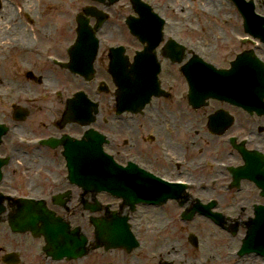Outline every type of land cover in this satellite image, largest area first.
Segmentation results:
<instances>
[{
  "label": "flooded vegetation",
  "instance_id": "obj_1",
  "mask_svg": "<svg viewBox=\"0 0 264 264\" xmlns=\"http://www.w3.org/2000/svg\"><path fill=\"white\" fill-rule=\"evenodd\" d=\"M146 1L153 6L157 2L160 7L168 8L170 4L184 0ZM79 4L80 0H18L14 4L8 0H0V131L3 126L7 127V132L0 136V157H10L8 169L7 166L3 167V170L5 168L6 170H4L2 184H5L6 192L9 190L8 188H14L18 184V178L24 179L25 168H28L25 172L39 178L46 185H48L49 177L53 174H60L58 177L64 174L63 169L66 168V161L63 160L62 148L24 145L22 140L51 136L58 138L66 132L76 138H81L86 132L85 128L76 123L63 124L65 107L74 93L80 90L100 102L101 112L96 119L95 127L108 136L107 150L114 155L117 162L136 161L170 181H184L186 184H190V189L181 192L179 198L169 201L170 203L168 202L162 208L143 205L131 214L132 230L139 238V245L130 251L126 248L106 250L103 246L98 247L99 241L91 225V212L88 210V206L95 198L99 199V196L89 194L78 187L66 186L55 193L51 192L48 197L50 196L51 200L54 194L70 190L69 207L56 206L52 202L50 207L55 215L60 217L56 220L63 229L68 227V230L72 231L73 228L78 227L90 239L88 245L91 249L87 254L76 260H55L48 256L47 242L44 237L36 238L30 233H15L11 230L8 221L9 211L6 210L3 213L0 227L7 225L11 235L16 238V244L15 247L7 245L0 247V264H10L9 259L18 260V263L13 264H89L100 261L101 264H116L118 259H121L122 264H168L167 261L170 260L176 264H195L192 261H186V263L181 261L183 243L178 239H183L185 227L194 231L199 230L203 225H205V229L211 227L209 232L212 234L214 231L215 235L208 236V244L204 245V248L200 247L199 241L198 245L194 247H199L198 252L201 253V257L215 261L213 240L223 238L225 231L230 233L233 221L228 219L224 229L203 215L196 216L200 218L189 224H186L180 216L182 217L186 210H190L193 205H196V199L213 198L214 196L223 202L218 209L223 211L226 216H234L233 208L237 205L239 214L235 216L249 217L253 214V205L263 202V199L258 192L248 193L253 199L247 205L244 195L237 199L240 196L239 193L228 192L222 195H210L209 192H205L206 189H195L194 185H191V183H215L220 177L214 165L217 161L216 154L217 152L225 153L226 144L211 134L205 126L206 119L212 110L220 106L217 104L219 101H209L203 109L192 108L184 96L185 89L182 92L179 91V87L182 86L177 75L183 76L181 67L188 63L195 54L209 57L220 67H226V60L242 52L241 47L228 45L225 59L208 51L202 55L200 40L192 39L188 36L190 34L184 33V29L180 27L184 24L178 21L174 26L177 33L165 32L154 50L161 66V84L169 92V95L154 98L142 114L125 113L116 116L113 115L114 102L117 99L116 85L108 71L110 67L109 48L114 45L125 46V55L131 63H134L136 55L145 50L146 43H142L123 25L126 18L134 14V7L130 0H121L111 5L101 4L103 7L105 6L107 12L113 15L114 20L103 25L99 30L98 35L105 44H102L101 41L95 63V76L91 81H88L83 75L73 71L76 67L80 69L87 67V62L83 58L84 53L85 58L87 57V49H79L80 59L76 60L77 62L73 65L74 50L71 47L77 38V21L74 15L87 7V5L78 7ZM23 7L26 8L25 11L22 9ZM121 12L124 15L122 22L121 17H117ZM55 14H58L56 23L52 24V22L46 21L49 17H54ZM244 24L245 19L243 18L242 25L244 26ZM101 30L103 31L100 33ZM127 34L136 43L130 42L126 38ZM240 34L246 35L245 26L243 33ZM42 38L46 41L42 42ZM169 38H175L185 46L187 44L192 46V48L187 46L182 54L180 64L173 62L168 57L166 43ZM55 60L69 62V67L65 68L56 64ZM51 73L54 74V77L58 73H64L63 80L66 81L62 82L61 86L48 91V86L42 87V85L48 82ZM50 81L52 80L50 79ZM71 82L80 86L74 88ZM26 87L28 88L26 89ZM38 87L44 92H37ZM29 88L33 92L32 94L26 93ZM50 94L54 98H49ZM18 107L27 108L29 110L28 117L20 119L18 116H21V113L17 111ZM256 119L260 121L259 124H264V116ZM202 122L205 123L203 134L200 131ZM253 123L248 121L245 127ZM261 126L264 125L259 127ZM30 154L34 156L36 154L47 155L49 158L48 161L31 158V161L24 167V155L29 156ZM59 158L60 162H57ZM206 160L211 162L207 163ZM46 166H49L50 169L47 170ZM21 169L23 170L19 172L18 170ZM33 169L38 170L35 175L31 173ZM13 174H17L18 178H12V181L8 180ZM65 177L66 175L62 179ZM174 206L178 208L177 211L172 209ZM167 207L168 209L164 213L167 217L162 218L161 212ZM117 209L124 210L121 205ZM99 216L103 217L105 213L102 212ZM39 227L41 229L42 224ZM90 228L91 232H89ZM173 229L179 232L175 235L174 240L172 235H168L166 238L172 239L168 242L164 235L172 233ZM151 231L156 234V241H152L149 234ZM218 234L221 236L217 237ZM1 236L6 237L4 233ZM229 236L233 237L231 233ZM66 237L69 238L65 241L51 242V244L59 247L72 245V234L70 233L69 236L65 234L64 239ZM231 237H228V241L234 242L238 246L225 253V259L231 261L227 264H264V257L256 254L238 256L236 251L239 249L241 241H235ZM169 243L175 245V250L167 252L163 249ZM31 245L33 246L32 252L25 255L27 247ZM206 249L211 250L210 256L205 255ZM115 253H117L115 262L105 261V258ZM222 259L219 257L218 264Z\"/></svg>",
  "mask_w": 264,
  "mask_h": 264
},
{
  "label": "rangeland",
  "instance_id": "obj_2",
  "mask_svg": "<svg viewBox=\"0 0 264 264\" xmlns=\"http://www.w3.org/2000/svg\"><path fill=\"white\" fill-rule=\"evenodd\" d=\"M127 1V0H125ZM226 1L227 5H229V7L231 8L230 10H226V8H221L222 6H220L219 4L221 3H213L211 2L208 4H204L202 1H193V0H184L182 1L183 6L185 8H182L183 10H180V5L179 3L176 4H171L170 8H166V9H162L164 12H166L165 14L169 17H171V19L175 20H179L181 21L184 25H181L180 27L183 28L185 31H188L190 33V35H188L190 38L192 39H198L200 40V45L201 47L205 50V52H212L217 54L220 58L224 59V56H226V50L227 47L224 46V42H232L235 43L230 35V29L232 30V32L235 33H243V18L242 15L240 14V12L238 11V9L236 8V6L232 8V3L229 0H221ZM157 4V2H155ZM86 4H91L90 0H80V4L78 5V7H82L83 5ZM224 3H222L223 5ZM160 5V4H159ZM158 5V9L160 8V6ZM259 8L258 11L262 14H264V4L263 2H259L258 3ZM207 8H212L214 10L218 9L216 12V16L212 17V16H208V15H204L201 11V9H207ZM123 13L121 12L120 15H117L118 18L121 17V19L123 18L124 15H122ZM58 14H55L54 17H49L46 21H50L52 22V24L57 22V16ZM62 17V16H61ZM124 19V18H123ZM123 19L121 20V22L123 21ZM175 25V23H174ZM192 28H195V31L192 30ZM167 31L172 32V33H177V29L172 26L171 28L167 29ZM110 32V31H109ZM126 33H128V31H126ZM73 36V35H72ZM126 38L132 42V43H136L131 37L130 35H126ZM227 40V41H225ZM42 42H45L46 39L42 38L41 39ZM64 77V73H58V75L56 77H54V74H50V76L48 77V82L43 84L42 87H46L48 86V91H51L53 88L61 86L62 82L66 81L63 80ZM177 77L180 80L181 86L179 87V91L182 92L184 89H188V85L185 81V77L183 76H179L177 75ZM50 79L52 81H50ZM58 79V80H57ZM57 82V83H56ZM72 86L75 87H79L80 85H78L75 82H71ZM28 87H26L27 89ZM44 92L43 89H40L38 87L37 92ZM27 94H32L33 92L31 91V89L29 88V90L26 91ZM49 98H54V96L52 94L49 95ZM47 98V99H49ZM235 112L237 113L238 117H239V121L238 124L236 126V129L240 127V125L245 124V122H248L250 119V117L243 111L238 110V109H234ZM204 124L205 123H201L200 124V131L201 134H203L204 132ZM249 124V123H247ZM243 127L245 128V125H243ZM262 142H264V138L261 139ZM226 149V148H225ZM217 160H227V161H234V162H238L239 159L238 158H231L230 156H227L225 153L221 154V152H217L216 154ZM31 158H33L34 160H41L44 159V161H48L49 156L47 155H41V154H36V156H34L33 154L28 155H24L23 158V163H24V167L27 165V163L29 161H31ZM57 162H60V158L57 160ZM47 170L50 169L49 166H46ZM16 170V168H14ZM28 168L24 169V179L22 178H18L17 174H13L8 180L12 181V178H18L20 181L18 182L19 186L21 187L20 189L22 191H24L26 194H42V193H46L48 191L49 185H46L44 182H42L39 178L34 177V176H30L29 172H25ZM18 170L19 172L22 171ZM58 172L59 170L56 169ZM37 169H33L31 171L32 174L35 175V173L37 172ZM60 174H53V176L58 177ZM8 189H13V188H8ZM255 189V186L247 183L245 186V191L243 193H240V197H242V195H244L245 197V203L247 205L250 204L251 200L253 199V197L251 195H249L248 193H252V190ZM217 194H225L228 193L225 189H221L218 188L216 191ZM246 193V194H245ZM256 189H255V192ZM223 198H225L224 196H222ZM256 200V199H255ZM237 206V205H235ZM171 208V207H169ZM168 207L165 208L161 213H162V218L167 217L164 215V213H166ZM172 209H175L174 211H177L178 208L172 207ZM7 226V225H6ZM4 226V227H0V236L4 233L6 235V237L1 236L0 237V247L3 246H8V247H15L16 244V238L13 237L11 235V233L9 232V229ZM211 226V225H210ZM202 228H204V230H201ZM210 228L211 227H207L205 229V225H203L199 230H190L187 227H185L184 230V234H183V239H178L181 243H183V254L181 255V261H183L184 263H186V261H192L195 264H218L219 262V257H222L223 259L220 260L219 264H227L230 263L231 261H227L226 258V252L230 249H233L235 247H237L238 245L234 242H229L228 241V237L230 233L228 232H224V237L217 239V240H213V247H214V251H215V261H210L209 259H207V257H201V253L198 252L199 251V247L195 248L188 240L189 234L190 233H194L197 237L198 240L200 242V247L204 248V245L208 244L207 238L208 236H214V231L212 232V234H210ZM10 233V235L8 234V232ZM224 231V230H223ZM89 232H91V228L89 229ZM179 231H176L175 229L172 230V233H167L164 235V237L166 238L168 235H172V239L174 240L175 235L178 233ZM150 237L152 239V241H156V234L153 233L152 231L149 233ZM238 235V234H237ZM8 236V237H7ZM221 236L220 234H218L217 237ZM233 238V237H231ZM238 240L240 239V234L236 237ZM171 238H166V240L168 242L172 241ZM230 240V239H229ZM235 240V238H234ZM14 242V243H13ZM13 243V244H12ZM33 250V246H29L27 247V251L26 254H30ZM116 254L114 255H110L107 258H105V261H109L112 260L115 262V258H116ZM217 259V260H216ZM209 260V261H208ZM168 264H176L174 261H167ZM89 264H101V261L96 263V262H90ZM116 264H122L121 259H118Z\"/></svg>",
  "mask_w": 264,
  "mask_h": 264
},
{
  "label": "water",
  "instance_id": "obj_3",
  "mask_svg": "<svg viewBox=\"0 0 264 264\" xmlns=\"http://www.w3.org/2000/svg\"><path fill=\"white\" fill-rule=\"evenodd\" d=\"M81 32V31H80ZM239 71V68L236 70ZM236 71L233 73V75L236 73ZM139 72H137L138 74ZM152 80H155V73L153 74ZM137 78V77H136ZM145 75L143 73L139 74L138 82L134 87L139 88L143 85ZM234 83V82H233ZM123 88H126V85L123 83ZM145 88V87H144ZM239 87H236V90H238ZM231 89H234V86L231 87ZM130 91V90H129ZM122 95H125L126 92L122 89L121 90ZM239 97H241V94H239ZM84 110L87 109V103L84 102L83 104ZM76 161H80L79 164H77V169L73 171V176L78 177V179L81 181V184L85 186H89L92 188H101V189H108L115 193H121L126 198V202L133 203V200L128 198L131 194L130 189L126 186V183L119 180L120 172L114 169L111 161L103 157L102 150L98 149V147H94V149L89 148L88 150L84 151L81 156L77 157ZM264 171V170H263ZM80 183V182H79ZM25 210H41L44 212V208L40 205H35L33 203L26 204L23 207ZM29 216L25 220H33L37 215L29 214ZM46 217L47 215L45 213H40V217ZM45 220V219H43ZM256 229L258 230L260 224V219L256 220ZM46 231L48 233L52 232L50 226L47 222H45ZM110 223H105V234L108 232L120 234L122 236V232L125 234L126 232V223L123 221V229L121 232L117 231V228L110 226ZM108 235V234H107ZM114 236H110L109 240H116Z\"/></svg>",
  "mask_w": 264,
  "mask_h": 264
},
{
  "label": "bare ground",
  "instance_id": "obj_4",
  "mask_svg": "<svg viewBox=\"0 0 264 264\" xmlns=\"http://www.w3.org/2000/svg\"><path fill=\"white\" fill-rule=\"evenodd\" d=\"M226 9H228V7H226ZM163 249H165L167 252L173 251V250H175V245L173 243H169V244H166V246ZM211 254H212L211 250L206 249L205 255L210 256Z\"/></svg>",
  "mask_w": 264,
  "mask_h": 264
}]
</instances>
